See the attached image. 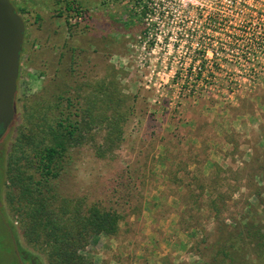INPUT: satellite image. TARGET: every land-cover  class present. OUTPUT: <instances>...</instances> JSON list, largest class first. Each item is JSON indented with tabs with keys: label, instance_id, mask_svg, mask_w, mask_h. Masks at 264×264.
<instances>
[{
	"label": "rangeland",
	"instance_id": "rangeland-1",
	"mask_svg": "<svg viewBox=\"0 0 264 264\" xmlns=\"http://www.w3.org/2000/svg\"><path fill=\"white\" fill-rule=\"evenodd\" d=\"M13 1L26 24L16 114L0 138V247L2 213L19 226L6 195L9 155L27 107L70 64L74 47V79L115 73L132 99L119 148L107 158L91 143L75 148L57 181L63 195L124 215L120 232L95 236L84 255L91 264L200 261L194 243L202 232L186 229L181 217L198 213L212 240L217 224L206 218L207 193L195 201L199 191L187 186L193 177L224 169L215 196L226 197L222 218L230 225L260 182L249 176L264 131V0H152L148 17L129 29L113 21L130 6L123 0ZM67 1L82 12L69 13L72 25L60 16ZM206 46L214 51L204 54Z\"/></svg>",
	"mask_w": 264,
	"mask_h": 264
},
{
	"label": "trees",
	"instance_id": "trees-1",
	"mask_svg": "<svg viewBox=\"0 0 264 264\" xmlns=\"http://www.w3.org/2000/svg\"><path fill=\"white\" fill-rule=\"evenodd\" d=\"M11 1L23 16L25 9ZM123 1L130 6L122 18L116 17L113 21L128 29L148 17L156 4L152 0ZM74 4L67 1L60 12V16L67 15L66 23L70 25L69 13L75 12L77 17L82 14ZM24 22L26 24L25 19ZM156 39L151 41V46L157 44ZM70 49V64L64 71L62 68L55 71L48 88L27 107L26 124L9 155L5 170L9 182L6 195L10 214L19 226L7 212L2 213L7 243L0 247V264H19L12 235L25 264H91L83 251L92 239L102 234L116 236L120 232L122 212L87 202L84 197L65 196L57 188V181L72 162L75 148L91 143L99 158H107L119 148L132 109V99L123 91L115 73L96 80L74 79L76 49ZM204 49V54L210 49L214 51L208 46ZM204 60L203 57L202 64ZM261 141V153L255 154L258 166L249 176L254 181L260 179L249 198L254 202L247 200L241 219L233 225L222 218L226 197L215 196L224 172L222 167L214 165L217 170L214 176L203 179L194 176L187 185L199 191L198 194L192 192L197 195H193L195 201L207 193L209 214L206 218H214L217 225L212 240L206 227L201 225L198 213L191 210L186 216L188 212H184L181 225L202 232L194 243L201 260L177 264H264V131ZM186 217L195 220V224H185Z\"/></svg>",
	"mask_w": 264,
	"mask_h": 264
},
{
	"label": "water",
	"instance_id": "water-1",
	"mask_svg": "<svg viewBox=\"0 0 264 264\" xmlns=\"http://www.w3.org/2000/svg\"><path fill=\"white\" fill-rule=\"evenodd\" d=\"M25 22L11 0H0V126L6 132L14 121ZM1 206V203H0ZM19 264H25L12 235Z\"/></svg>",
	"mask_w": 264,
	"mask_h": 264
},
{
	"label": "flooded vegetation",
	"instance_id": "flooded-vegetation-1",
	"mask_svg": "<svg viewBox=\"0 0 264 264\" xmlns=\"http://www.w3.org/2000/svg\"><path fill=\"white\" fill-rule=\"evenodd\" d=\"M6 132H7V131H6ZM6 132H3V130H2V128H1V126H0V138H2Z\"/></svg>",
	"mask_w": 264,
	"mask_h": 264
}]
</instances>
